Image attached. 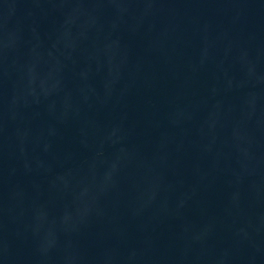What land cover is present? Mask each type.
Wrapping results in <instances>:
<instances>
[{"label":"water","instance_id":"water-1","mask_svg":"<svg viewBox=\"0 0 264 264\" xmlns=\"http://www.w3.org/2000/svg\"><path fill=\"white\" fill-rule=\"evenodd\" d=\"M0 264H264V0H0Z\"/></svg>","mask_w":264,"mask_h":264}]
</instances>
